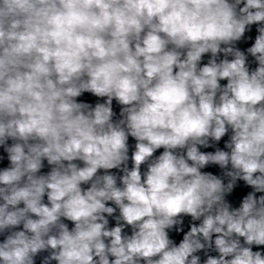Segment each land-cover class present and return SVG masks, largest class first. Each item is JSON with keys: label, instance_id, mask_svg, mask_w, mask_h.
I'll return each instance as SVG.
<instances>
[{"label": "clouds", "instance_id": "clouds-1", "mask_svg": "<svg viewBox=\"0 0 264 264\" xmlns=\"http://www.w3.org/2000/svg\"><path fill=\"white\" fill-rule=\"evenodd\" d=\"M0 148V264H264V0H0Z\"/></svg>", "mask_w": 264, "mask_h": 264}, {"label": "water", "instance_id": "water-1", "mask_svg": "<svg viewBox=\"0 0 264 264\" xmlns=\"http://www.w3.org/2000/svg\"><path fill=\"white\" fill-rule=\"evenodd\" d=\"M246 35H251L252 36V40L251 41H248L247 43H243V44H241V47L242 48H246V47H248V46H250L251 45V43H253L254 42V37H255V35H256V32H255V26H253V31L251 32V33H249V34H246ZM249 60H250V62L252 61V58L251 57H249ZM256 65H255V63L254 62H252L251 63V67L252 68H254ZM222 83H226V82H223L222 81ZM225 139H227V137H225ZM221 147L223 146V143L221 142V145H220ZM159 151H163V149H161V150H159ZM158 154H159V152H158ZM251 189H249V188H240V189H238L237 190V192H236V194H235V196L232 198L233 200H234V202L238 205L239 204V198L240 197H242L243 195H245L248 191H250ZM257 195H259V194H257ZM175 239L177 240V241H179L180 239H181V236H179V235H177V236H175ZM254 250H255V248H254Z\"/></svg>", "mask_w": 264, "mask_h": 264}]
</instances>
